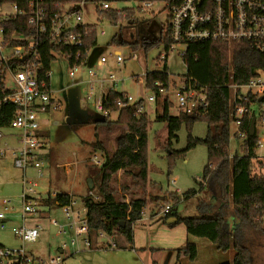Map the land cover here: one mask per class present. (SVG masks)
<instances>
[{
	"label": "rangeland",
	"instance_id": "1",
	"mask_svg": "<svg viewBox=\"0 0 264 264\" xmlns=\"http://www.w3.org/2000/svg\"><path fill=\"white\" fill-rule=\"evenodd\" d=\"M112 7L115 9H122L124 7H138L139 2L135 0L127 2H112ZM165 6L163 1H155L153 10L136 12V17L133 20H123L122 22L113 25L107 20H98L95 12V4L88 1L84 11V19L90 24H95L97 27V45L92 47L87 55L86 61L77 67L75 76L71 77L69 71L71 66L68 60L61 53H54L55 60L51 64V78L50 88L57 96V101L63 110H51L42 115V119L49 123L50 143L48 147V155L45 156L46 164L44 167L45 175L39 178L37 171L33 168L27 170L28 178L38 179L37 190L42 192L41 199L45 198L48 193H74L77 203L81 205L83 212L85 208L82 204V199L86 197L91 190L95 195H99L98 183L99 177L91 176L90 171L93 172L100 167L104 160V153L101 148H94L96 141L95 135V121L102 120L104 116L96 109L95 102L101 95V83L99 78H108L110 72H114L120 82L118 89L122 92H127L133 97L142 96L146 100L143 112L148 116V146H147V160H148V199L145 208V214L150 220L155 219L154 226L151 229V238L155 243L162 247L158 251H154L155 260H159L162 252L165 253L163 264H170L178 260L177 264H183L189 257L184 254L183 248L187 241L199 242L201 240L209 241L206 238H199L189 235L183 224H177L171 227L164 220L168 221L161 212V205L165 203L160 197H165L170 200L169 194L171 192L179 191L181 195L189 190L196 191L195 196L181 201V205L176 208L182 217L199 216L200 213L196 206V196L202 198L207 195L206 189H201L202 174L205 165L207 164V148L203 144H198L196 147L189 150L185 157H177L172 166H169V152L171 150H181L187 145V127H182L176 132V136L172 138L170 145L167 146L169 139V129L167 123L158 120V116L163 114L164 100L166 97L173 103L170 107V113L177 114L175 106V89L184 79L187 68L183 61L182 55L179 51V46L172 47L168 51L166 59L168 73L170 75L171 85L168 92L164 93L158 98L156 102H147V97L151 91L145 87V73L152 70H161L163 68V57L166 50L163 43H159L151 47L145 53L142 47L133 50L130 42H137L141 45L144 41L160 40L165 34L168 17L167 13L160 11ZM104 29V33H102ZM2 33L0 32V38ZM115 40V42L113 41ZM125 41V42H123ZM123 42V43H122ZM214 46L212 48V83L217 86L222 93L214 92L210 98L209 109L211 114L217 113L222 107L221 97H226L229 103L234 102L235 92L239 91L240 84L239 73H244V69L235 67L231 62V52L226 48L219 50ZM11 49L5 47L2 52L8 56L11 54ZM120 53L124 60L121 63L116 62V55ZM136 54L137 59L132 58ZM105 57L104 62L101 58ZM89 70L95 72L89 73ZM260 75L264 76V71H260ZM88 79L95 81L94 98H87V86L85 82ZM6 85L13 87L10 73L6 74ZM107 89V82H103ZM238 86V87H237ZM88 103L87 109L82 105L83 100ZM258 107V106H257ZM85 109L88 111L87 115L83 113ZM256 117L252 128L256 130L260 145H257L256 153L264 155V108H257ZM69 113L74 118V123L65 121L64 113ZM118 113L110 114V119L115 120ZM90 118V119H89ZM235 122V121H234ZM231 124V140L229 150L231 154H238L242 156L241 150L242 139L235 138L233 133L237 130L235 123ZM122 129H126L124 125H119L113 130L103 129L99 138L103 141L107 150L112 152L116 148V137ZM191 133L194 137H205L207 133V124L204 120L196 121ZM170 146V149L168 148ZM97 156L101 161L100 164H95L91 157ZM244 166L255 167V162H247ZM258 166V165H257ZM261 168L256 167L252 175L259 176L262 181L259 185L264 186V173L260 172ZM257 171V172H255ZM234 172V170H233ZM259 173V174H258ZM22 176L23 171L14 165L13 155L8 152L6 156H0V212L3 211V200H7V210L4 213V220H0V242L6 249L11 251H23L27 255L34 258H48L54 256L59 252L63 243L69 247L71 241V232L68 230L67 234L58 235V227L53 223V219L61 223H65V214L61 206H53L50 209L39 204V212L36 215H27L23 217L22 207ZM234 175V189L231 195V202L237 200L239 195V178L235 179ZM250 176V177H251ZM249 177V178H250ZM92 178L93 185L90 186L89 180ZM242 179V177H241ZM257 179V180H259ZM124 178L119 172L117 175L116 187L121 188V183ZM50 191V192H48ZM125 193L124 191L120 190ZM100 196V195H99ZM129 195L127 194L125 198ZM39 200V203H41ZM179 203V204H180ZM172 206V203H169ZM172 212V207L171 211ZM48 216V217H43ZM232 212L229 213L228 218L232 217ZM40 227L39 236L36 241H22L13 232V228L26 227ZM142 225V222L136 223V226ZM137 228V227H136ZM138 229V228H137ZM141 228V233H144ZM140 233V232H138ZM140 233V234H141ZM242 237L246 244L250 247L254 256V264H264V237L250 229L249 227H242ZM189 239L186 240L185 238ZM108 238H99L97 242L92 241V247H87L82 243V238H79V246H70L62 255L64 260L62 264H147L145 257H140L136 254L134 242L129 248L126 245L129 243L123 236H118L117 247L111 248L107 246ZM116 242V241H115ZM116 242V244H117ZM140 242V241H139ZM141 240L140 244H143ZM210 242V241H209ZM103 244V247L100 245ZM154 244V243H153ZM178 246L180 255L178 257L176 250L174 253V260L171 254V247ZM154 246V245H153ZM98 247V248H95ZM162 251V252H161ZM232 251V250H230ZM228 252L229 255L233 253ZM220 253H223L220 251ZM205 255V252H201ZM178 257V258H176ZM232 258V257H231ZM202 259L199 258L198 261ZM177 262V261H176Z\"/></svg>",
	"mask_w": 264,
	"mask_h": 264
},
{
	"label": "trees",
	"instance_id": "2",
	"mask_svg": "<svg viewBox=\"0 0 264 264\" xmlns=\"http://www.w3.org/2000/svg\"><path fill=\"white\" fill-rule=\"evenodd\" d=\"M33 1L35 0H0V4H15L18 9L26 12L21 15H14L0 24L3 28V46L12 47L19 44L20 41L14 38L18 34L25 36L37 35L38 30L35 25L29 22L28 14L30 3ZM79 1L82 0H41L40 4L45 9L46 20L49 22L48 27H50L51 20L63 12L65 5ZM88 1L96 4V13L99 21L107 20L113 25L123 20H133L136 17V12L141 9L139 6L105 10L100 8L103 2H127L131 0ZM135 1L141 2L144 0ZM152 1H163L166 4L173 5L182 2V0ZM80 27L90 29L91 33L85 38L79 57L76 56L75 47L54 41L49 29L39 34L38 61L41 63L39 78L45 81L47 89L50 85V79L46 78L45 74L51 70V64L55 60L54 53L63 54L70 66H80L86 60L89 50L97 45L96 25L86 24ZM160 42L164 44L166 50V54L163 57V68L161 70L147 71L144 81L145 86L154 91H157L154 86L155 81L162 82L165 87H169L171 83L166 63L168 51L173 43L170 32L166 30L160 40L144 41L141 45H138L137 42H130L133 50L142 47L145 53ZM213 47L209 41H189L186 51L182 55L187 68L185 77L188 80L195 81L198 86L207 87L210 98L215 91L222 93L212 83L211 78V52ZM216 48L219 50L226 49V47ZM21 61L19 58L10 59L7 63L0 60V128H7L10 125L18 109L14 103L5 101V97L10 92L5 83L7 64L20 63ZM231 62L235 67L246 70L248 77H254L257 69L264 67L262 55L246 45H242L232 51ZM119 98L124 100L122 91H109L103 100L104 108L118 111V117L112 120L109 116H104L102 120L95 122L96 141L93 147L103 150L104 160L100 167L93 172L90 171V174L93 177H99L98 191L100 198L84 197L82 200L87 212L89 236L92 241L97 242L99 232L102 231L107 235H112L116 242L118 236H123L130 244L128 247L133 248L131 247L134 238L133 228L142 218L148 199L147 146L149 120L147 114L140 111L143 101L119 107L116 103ZM221 99L222 107L215 114H211L210 107H206L196 109L191 113L181 111L173 115L170 113V107L173 103L168 99L164 101V111L162 115L158 116V120L167 123L169 129L167 146L170 145L172 138L176 136V132L182 125H186L188 131L187 145L184 149L171 150L170 146L168 147L170 149L168 156L169 166H172L175 158L185 157L186 153L198 144H203L207 148V164L204 167L202 181L200 182V188H205L207 195L202 196V198L196 196V206L200 215L182 217L176 209L181 201L195 196L196 191L194 189L185 191L182 196H179L176 192H171L168 195L170 200L160 197L165 203H172V212L166 215V218L171 219L170 221L164 220V223H168L171 227L183 224L189 235L208 239L217 250L225 255L219 264H254L252 251L246 244L241 232L242 227L245 226L264 237V200L252 201L243 197L234 203L231 202L232 178L233 174H238V165L242 156L237 153L231 156L229 146L232 137L231 124L237 119V106L244 105L246 106L244 107L246 111L240 118V125L233 133V136L242 139L243 157L248 158L249 162L256 158L259 138L252 125L256 117L255 109L261 107H256L257 103L254 99L249 101L237 99L233 103H229L224 96ZM198 120H204L207 124V133L203 138L194 137L191 133L193 124ZM119 125H124L126 129H122L117 135L116 148L110 152L99 138V134L103 129L109 131ZM239 132L245 135L240 136ZM256 163L260 164L261 162L257 160ZM259 164L257 167L261 166ZM119 172L124 178L120 190L125 193L118 190L115 184ZM249 175L251 176V172H249ZM259 176L252 175L251 178L259 179ZM127 194L129 196L125 198ZM71 196L68 193H56L55 195L48 193L45 198L40 200V204L48 207V209L53 206H63L69 202ZM230 212L233 214L232 218L235 219L234 223H231L228 218ZM117 245L118 242L116 247ZM101 246L103 247V244ZM4 248L5 246L0 243V250ZM182 250L190 259H194L197 256V245L193 241L188 240ZM230 250L233 251L232 258L229 257L228 253ZM0 264H5V258L1 255ZM22 264H25V262L22 261Z\"/></svg>",
	"mask_w": 264,
	"mask_h": 264
},
{
	"label": "built area",
	"instance_id": "3",
	"mask_svg": "<svg viewBox=\"0 0 264 264\" xmlns=\"http://www.w3.org/2000/svg\"><path fill=\"white\" fill-rule=\"evenodd\" d=\"M41 0H35L30 3L29 22L36 26L38 33L34 36H25L18 34L14 36L20 43L9 47L11 54L6 56L2 50L7 47L3 46V36L0 38V60L7 63L10 59L19 58V63L7 64L6 74L10 73L13 87H6L10 90L5 97V101L14 103L18 109L14 114L8 129L17 131L16 145H9L4 142L0 146V156H4L10 152L14 158L15 167L23 171L22 177V213L23 217L27 215H36L39 212V200L42 198L37 190L38 179L28 178L27 170L33 168L37 171V176L41 178L45 175V150L48 146L45 138L40 134L41 119L44 113L51 109L60 107L57 99L53 95L50 88H46L45 81L40 80V66L38 61V47L40 45L39 34L49 29L54 41L76 48V56L81 55V49L84 46L85 38L91 33L90 29L81 28L86 25L84 21V11L88 0H82L77 3H69L65 5L63 12L56 18H53L48 27L45 9L40 4ZM155 1L144 0L139 2L142 11L153 10ZM100 8L111 9L110 2H103ZM167 13L168 24L166 30H169L173 43L170 48L179 46L180 54L183 55L189 41H209L213 46L226 47L231 53L234 49L246 45L256 52L260 53L264 58V0H182L180 4H166L160 10ZM96 12V4H95ZM23 10L13 4H0V24L4 23L14 15L25 14ZM97 31V27H96ZM0 32L3 34V28L0 26ZM104 33V29L101 31ZM65 57V56H64ZM66 58V57H65ZM132 58L137 59L136 54ZM105 57L101 58L104 62ZM124 60L120 53L116 55V62L121 63ZM78 66H71L69 75L75 76ZM264 71V67L258 68L254 77H248L247 71L239 73L240 84L237 86L239 91L235 92L234 102L237 99L249 101L254 99L256 107L264 108V76L260 75V71ZM5 74V80H6ZM92 76L95 74L91 71ZM46 78H51V71L46 72ZM101 79V95L96 99V109L103 116H110L112 109L104 108L103 100L109 91H119L118 86L122 81L114 72H110L108 78ZM87 98L95 97V81L90 79ZM107 82V89H104V83ZM6 83V82H5ZM154 86L157 91H151L147 97V102H156L159 97L167 93L169 87H165L160 81H155ZM175 89V106L178 112L191 113L199 108L209 107L210 97L208 88L198 86L195 81L188 80L186 77L180 84L174 86ZM123 99L119 98L116 103L119 107L142 102L140 111L144 110L146 100L144 97H133L127 92H123ZM166 99H168L166 97ZM165 99V100H166ZM164 100V101H165ZM169 100V99H168ZM237 119L235 124L240 125V118L246 109L244 105L237 106ZM264 122V117L262 118ZM0 128V137L2 136ZM240 136L245 134L240 133ZM260 145L261 143L258 142ZM95 164L101 161L94 155L91 157ZM56 193H54L55 195ZM86 197L99 199V195H95L91 190ZM3 211L0 212V220H4V213L7 210V200H3ZM82 204L85 208L84 201ZM65 214V223L53 219V223L58 227V235L71 232V241L69 247L66 243L62 244L59 252L48 258H38L27 255L22 250L11 251L6 248L0 250V255L5 258V264H62L64 256L62 255L70 246H79V238L87 247H92V240L89 236L88 218L86 208L83 212L81 205L77 203L74 196H71L69 202L61 206ZM169 203H162L161 212L167 215L171 211ZM145 211L142 214L143 219ZM140 219V220H141ZM4 225L1 224L0 228ZM14 234L22 241H36L39 236L40 227L22 226L13 228ZM108 238L107 246L116 247V242L112 235L100 231L99 238Z\"/></svg>",
	"mask_w": 264,
	"mask_h": 264
},
{
	"label": "crops",
	"instance_id": "4",
	"mask_svg": "<svg viewBox=\"0 0 264 264\" xmlns=\"http://www.w3.org/2000/svg\"><path fill=\"white\" fill-rule=\"evenodd\" d=\"M84 21H85V19H84ZM85 24H90V23H88V22L85 21ZM114 42H115V40H114ZM91 71L92 70H89V73L90 74H91ZM89 80L90 79H88L85 82L86 85L88 84V81ZM98 81L100 82L101 79H99ZM100 86L101 85H99V87ZM104 87H105V85H104ZM87 92H88V86H87V90H86V95H87ZM53 95L57 99V96L55 95L54 92H53ZM86 102L87 101L84 99L83 102H82V104H83L82 106L87 109L88 107H85V106H87L88 103H86ZM59 108H60V110H63L62 107H58L57 109H59ZM57 109H51V110H57ZM86 109H85V111H83V113L85 115L88 114L87 113L88 111ZM51 112H53V111H51ZM114 113H118V111H112L111 114L114 115ZM64 115H65V121H67L69 123H74V118L70 114V112L69 113H66L65 112ZM117 117H118V114H117L116 118ZM41 127H42V129H41L40 134L45 138V141L48 144V146H47V148L45 150V156H47L48 155V147H49V143H50L49 123H46V121H44V119H41ZM1 132H2V136L0 137V146L4 142L8 143L11 146L16 145V143H17V140H16V138H17V131H13L12 129H8V128H2L1 129ZM259 142H260V140H259ZM257 145H259V144H257ZM241 150H242V148H241ZM232 155L233 154H231V156ZM4 156H6V154ZM243 156L244 155L242 154L241 160H240L239 165H238V170L239 171H238V174H236L237 176L235 177V179L239 178L238 180H240V183H241L239 185V187H240V189H239L240 190L239 191V195L236 194V196L237 197H240V198H237V200H240L243 197H246L247 199H250L252 201H256V200H259V199L264 200V186H260L259 185L260 184L259 182L262 181V180L261 179L257 180L258 178L253 179L249 175V172L251 171L253 173V171L255 170V168L257 167V165L259 164V163L258 164L256 163L257 160H259L261 162L259 164V165H261V166H259V168H261V170H260L261 173H264V155L263 154L258 155L256 153V158L252 159V162H255L256 166L254 168L251 167V170L249 169V166L248 165L247 166H244V162L243 161H245V165H246L247 162H249V159L248 158H245ZM255 172H257V171H255ZM241 177H242V179H241ZM21 182H22V180H21ZM89 183H90V186L93 185V181H92L91 178L89 180ZM234 184H235V181H234V174H233L232 184H231V195L233 194ZM38 192L39 193H42L40 191H38ZM48 192H50V191H48ZM54 193H57V192H52V195H54ZM176 193L179 196H182L181 193H179V191H176ZM69 194L72 195V196H74V197L76 196V194L71 193V192ZM237 200H235V201H237ZM180 205H181V203L179 204V206ZM43 217H48V216H43ZM170 219H169V221H170ZM229 220H230L231 223H234L235 222V219L232 218V217H230ZM154 221H155V219L150 220L149 217H147L146 214H145V217L137 222V223L142 222V225H138V226H136V224L134 225V228H133L134 229L133 245H135L134 242L137 243V244L139 243V244L134 246L136 249L135 248H133V249L136 250V254H139L140 257H142V256L145 257V260H146L147 264H154V263H156V264H163V258H164V255H165L164 252L161 251L162 253H161L160 257H159V260H157V259L155 260V258L153 257L154 256V251L157 252L158 249H161L162 250V247L159 246L158 243H155L154 240L151 238V235H150L152 226H154V224L156 223ZM141 228L144 229V231H146V232L141 233ZM138 232H140L141 234L138 233ZM185 239L188 240L189 238L186 237ZM141 240L144 241V242H142L143 244H140L141 243ZM195 243L197 245V256H196V258L189 259V261L186 260V262H184L183 264H219L224 259L225 255L223 253H220V251L215 248V246H214L213 243H211L209 241H205V240H201L199 242L196 240ZM129 245L130 244H128L126 246L128 247ZM95 248H98V247H95ZM111 248H113V247H111ZM171 249H173L172 252H171V254L173 256V259L172 260H174V253H175L174 250H176V253H177L178 257H179V255H180V249H182V246L179 248L178 246H176L174 244L171 247ZM202 250H203V252H205V255H203V256L201 255ZM230 252H232V251H230ZM232 255H233V253L230 254L229 257L231 258ZM178 257H176V258H178ZM199 258L202 259V263H201V260L198 261ZM177 263H178V260H175V262H172L170 264H177Z\"/></svg>",
	"mask_w": 264,
	"mask_h": 264
}]
</instances>
